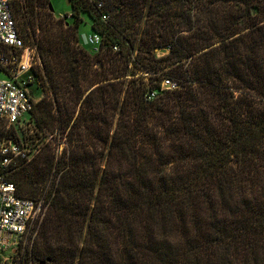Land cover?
Listing matches in <instances>:
<instances>
[{
  "label": "trees",
  "instance_id": "trees-1",
  "mask_svg": "<svg viewBox=\"0 0 264 264\" xmlns=\"http://www.w3.org/2000/svg\"><path fill=\"white\" fill-rule=\"evenodd\" d=\"M69 2L66 21L13 1L49 90L31 116L67 143L8 177L31 199L53 180L27 264H264V0ZM81 13L102 55L80 46Z\"/></svg>",
  "mask_w": 264,
  "mask_h": 264
},
{
  "label": "built area",
  "instance_id": "built-area-1",
  "mask_svg": "<svg viewBox=\"0 0 264 264\" xmlns=\"http://www.w3.org/2000/svg\"><path fill=\"white\" fill-rule=\"evenodd\" d=\"M14 0H0V70L7 77L0 79V122L10 128L27 118L35 108L37 99L31 93L36 77L32 73L37 63L36 45H28L21 36L13 13ZM97 2L102 8L103 2ZM72 18L71 13L68 19ZM109 16L104 15L107 21ZM87 42L95 54L100 53L104 38L93 32ZM114 52L119 46L113 47ZM174 83L170 87L163 86ZM162 89H175L177 82L164 79ZM150 93L148 99H153ZM28 149L14 139L0 141V251L8 247L19 248L21 240L36 226L40 227L45 219L49 203L42 196L39 199L20 197L17 186L8 177L15 171L18 163L28 159Z\"/></svg>",
  "mask_w": 264,
  "mask_h": 264
},
{
  "label": "rangeland",
  "instance_id": "rangeland-1",
  "mask_svg": "<svg viewBox=\"0 0 264 264\" xmlns=\"http://www.w3.org/2000/svg\"><path fill=\"white\" fill-rule=\"evenodd\" d=\"M50 5L53 7V11L50 10ZM50 11L53 12V16L56 19H63V20H69L67 15L71 13L72 7L70 5L69 0H39L38 3V9L37 14L40 17L45 18L47 16V13ZM80 18L83 21L79 28V43L80 46L84 47L91 55H102L105 50V44L103 43V46L100 50V53L95 54L94 51L91 49L87 42V38L90 34L93 33L92 29V23L93 20L88 16L86 13H81ZM18 25L20 29H22L23 26V20L18 17ZM103 38L105 39L104 34H102ZM114 51V50H113ZM166 52V49L157 50L158 56L163 55ZM135 56V55H134ZM102 63H96L94 62V68H101ZM36 71V74L38 75L40 73L41 67H40V60L37 58V63L34 65L33 71ZM5 72L0 70V79L6 78ZM152 83H155V85H159V81L155 80L152 81ZM151 83V84H152ZM174 83L166 84V82H163V86L170 87ZM32 95L35 99L38 100V102L44 98V94L47 93L49 90L45 87V85H41L36 89L35 86L31 87ZM40 89V91H39ZM48 95V93H47ZM50 95V92H49ZM39 108L37 109L38 112ZM9 130L10 134L15 135L16 141H18L20 144H22L25 148L28 150V159L26 162V166L29 167L32 163H34V157L38 150H40L41 147L45 145L46 142L53 141L52 148L56 151V157H60L63 153V151L66 149V139L61 134V130L57 125V129L54 132H49V135L44 136V131L41 130L36 126V121L33 116L27 118L23 122H20L16 125L11 126L10 128L5 127V131L7 132ZM46 130V129H45ZM37 134V136H36ZM48 134V133H47ZM51 183H53V180L50 179L47 183L48 187L44 190V184L37 183V189L38 193L35 197L36 199L41 198L42 196H45L47 198L48 196V190L50 189ZM48 201V199H46ZM48 203V202H47ZM46 218V217H45ZM45 220V219H44ZM44 220L40 227L36 226L34 227L27 236H25L20 243L19 248L15 247H8L0 251V264H27L26 261H28L29 253L31 252V249L33 248L36 240L40 236L41 229L44 225ZM29 264H32L30 262Z\"/></svg>",
  "mask_w": 264,
  "mask_h": 264
},
{
  "label": "water",
  "instance_id": "water-1",
  "mask_svg": "<svg viewBox=\"0 0 264 264\" xmlns=\"http://www.w3.org/2000/svg\"><path fill=\"white\" fill-rule=\"evenodd\" d=\"M50 8H51V10L53 11V7H52V5H50Z\"/></svg>",
  "mask_w": 264,
  "mask_h": 264
},
{
  "label": "crops",
  "instance_id": "crops-1",
  "mask_svg": "<svg viewBox=\"0 0 264 264\" xmlns=\"http://www.w3.org/2000/svg\"><path fill=\"white\" fill-rule=\"evenodd\" d=\"M6 74V73H5ZM6 76H7V74H6Z\"/></svg>",
  "mask_w": 264,
  "mask_h": 264
}]
</instances>
